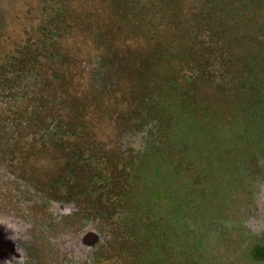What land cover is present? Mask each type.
Returning a JSON list of instances; mask_svg holds the SVG:
<instances>
[{
	"label": "rangeland",
	"instance_id": "rangeland-1",
	"mask_svg": "<svg viewBox=\"0 0 264 264\" xmlns=\"http://www.w3.org/2000/svg\"><path fill=\"white\" fill-rule=\"evenodd\" d=\"M0 264H264V0H0Z\"/></svg>",
	"mask_w": 264,
	"mask_h": 264
}]
</instances>
